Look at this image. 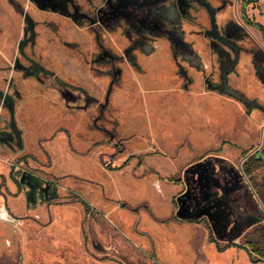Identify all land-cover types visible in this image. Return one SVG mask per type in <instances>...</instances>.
Listing matches in <instances>:
<instances>
[{"label": "rangeland", "instance_id": "rangeland-1", "mask_svg": "<svg viewBox=\"0 0 264 264\" xmlns=\"http://www.w3.org/2000/svg\"><path fill=\"white\" fill-rule=\"evenodd\" d=\"M107 1L0 0V264L264 262V0Z\"/></svg>", "mask_w": 264, "mask_h": 264}, {"label": "flooded vegetation", "instance_id": "flooded-vegetation-1", "mask_svg": "<svg viewBox=\"0 0 264 264\" xmlns=\"http://www.w3.org/2000/svg\"><path fill=\"white\" fill-rule=\"evenodd\" d=\"M194 2H196V0H194ZM107 3L108 6L112 8V10H103L102 12L104 13V15L111 12L113 15H117L119 8L124 7L127 9L126 13L130 15L129 17L133 22V26L141 30L144 26L153 27L151 26L153 25L151 24L153 22V19L150 20L145 15L147 12H151L154 18L159 17V15L160 17L162 16L168 18L175 15V11L177 8H188V0H117L116 2H113V0H108ZM152 7H158L160 11H153ZM133 9H136L137 13H134V11H132Z\"/></svg>", "mask_w": 264, "mask_h": 264}, {"label": "crops", "instance_id": "crops-1", "mask_svg": "<svg viewBox=\"0 0 264 264\" xmlns=\"http://www.w3.org/2000/svg\"><path fill=\"white\" fill-rule=\"evenodd\" d=\"M202 2H201V6L200 7H198V8H196V9H194L193 10V15H195L196 16V18L198 19L197 21L198 22H196L194 25L196 26V27H193L192 26V28L191 29H195V30H198V29H202V28H205V27H207V25L209 24V12H208V10L206 9V7H204L205 6V2H207V1H210L213 5H215V6H217L219 3H220V0H201ZM249 1V0H248ZM250 1H253V0H250ZM219 15H223V13H221V14H219ZM245 15V14H244ZM245 18H246V16H245ZM247 19V18H246ZM247 21L250 23V21L247 19ZM192 24V23H191ZM16 182V184L18 185V187H20V183L18 182V181H15ZM19 184H18V183ZM229 244H232V247L233 246H237V244H235V243H233V242H230V243H228V244H226L225 246H223V247H221V246H219L220 247V249L221 248H224V247H227V246H230ZM240 249H243V250H245V251H247V249L248 248H246V247H244V246H238ZM244 257V262L246 263V264H264V262L263 261H252V260H250L248 257H246V256H243Z\"/></svg>", "mask_w": 264, "mask_h": 264}, {"label": "built area", "instance_id": "built-area-1", "mask_svg": "<svg viewBox=\"0 0 264 264\" xmlns=\"http://www.w3.org/2000/svg\"><path fill=\"white\" fill-rule=\"evenodd\" d=\"M0 218L6 221H14L16 220L9 212V210L3 207L0 211Z\"/></svg>", "mask_w": 264, "mask_h": 264}, {"label": "trees", "instance_id": "trees-1", "mask_svg": "<svg viewBox=\"0 0 264 264\" xmlns=\"http://www.w3.org/2000/svg\"><path fill=\"white\" fill-rule=\"evenodd\" d=\"M251 23V22H250ZM258 28H260L261 29V31H263V33H264V25H262V24H255ZM252 159H254V158H252ZM249 171H251V170H249ZM18 183V182H17ZM19 184V183H18ZM20 185V184H19ZM229 245H232V244H229Z\"/></svg>", "mask_w": 264, "mask_h": 264}]
</instances>
